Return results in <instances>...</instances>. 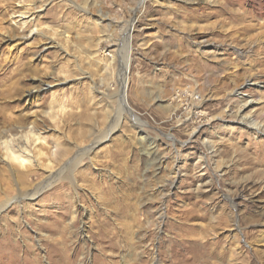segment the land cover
<instances>
[{"label":"rangeland","instance_id":"374dc122","mask_svg":"<svg viewBox=\"0 0 264 264\" xmlns=\"http://www.w3.org/2000/svg\"><path fill=\"white\" fill-rule=\"evenodd\" d=\"M140 1L0 0V264H264V0Z\"/></svg>","mask_w":264,"mask_h":264},{"label":"bare ground","instance_id":"6f19581e","mask_svg":"<svg viewBox=\"0 0 264 264\" xmlns=\"http://www.w3.org/2000/svg\"><path fill=\"white\" fill-rule=\"evenodd\" d=\"M146 1H148V0H141L139 3H140V6L141 7H143L144 6V4H145V2ZM232 1V0H231ZM239 0H234V2H238ZM240 2V1H239ZM262 2V1H261ZM257 3V2H256ZM250 10V9H249ZM259 11V10H258ZM250 12V11H249ZM20 13V12H19ZM243 14V13H242ZM260 14V13H259ZM264 13H262V15H263ZM238 15V14H237ZM30 16H33V14H30V12H22V13H20V15L18 16V17H20L22 20H24V19H29L30 18ZM248 15H247V13H245L244 14V16L243 17H247ZM241 17V16H240ZM243 17H241V19L243 18ZM244 22V21H243ZM24 24H26V22H24ZM135 29V22L133 23V21H132V23H130V25L128 26V27H126L125 28V30H124V38H123V51H122V53H124L125 52V50L128 48L129 49V47H130V44H131V39H132V30H134ZM37 32V30L36 29H34L32 32H31V34H33L34 32ZM124 57V56H123ZM130 62H131V60L129 59V60H125L124 62H123V65H122V68H121V70H120V74H119V81H120V84H121V93H122V103L124 104V105H127V106H125V107H129L130 109H131V107L129 106V102H128V99H127V95H126V91H127V85H126V82H127V80H128V77H129V71H130ZM45 85H48V84H45ZM253 86H256L257 84L255 83V84H252ZM49 86V85H48ZM51 87H53V86H51ZM41 88V87H40ZM29 96L31 97V96H33L31 93L29 94ZM110 99V98H109ZM158 100V99H157ZM243 102H244V105L242 106V108H249V106H251V104H256L257 103V100H255V99H253V100H249V99H246V100H243ZM131 111H133L132 109H131ZM124 112H125V110H124ZM133 113V112H132ZM240 120H241V122H243L244 124H246V125H248V126H250V127H252L255 131H258L259 133H261V134H264V127L262 126V124L260 123V122H257L256 120H254V119H248V117H241L240 116ZM120 122L121 121H117L116 122V126H115V129H117L119 126H120ZM135 122H136V124L138 125L139 124V121L137 122V119H135ZM179 122H180V120H179ZM140 126H142V125H140ZM30 132H32V131H30ZM35 133V132H34ZM27 137V136H26ZM34 137H35V141H36V143L37 142H39V141H41V136H39V135H34ZM20 138H22V137H20ZM106 138V137H105ZM23 139V138H22ZM17 140V139H16ZM20 142V141H19ZM25 142V141H24ZM185 144V142H181V145H184ZM25 145V144H24ZM24 145H22V146H20V144H19V146H16L17 147V153H18V155L14 158L13 157V155L9 152V150L8 149H6V158H4V161H6V163H12V162H17L21 167H26L27 166V164H28V162H30V161H27V155H29L30 154V152H29V149L27 148L28 146H24ZM27 145V144H26ZM97 145V144H96ZM153 145V144H152ZM6 148V147H5ZM94 149V147H92V148H90L89 150H86V154H89L92 150ZM83 153V152H82ZM37 155H39V156H42L43 155V153L41 152V150L38 152V154ZM79 155H77V157L76 158H74L73 160H71L70 161V164H69V166H67V170L68 169H70L71 170V168H75L76 167V165L78 164V162H79ZM76 159V160H75ZM0 160H1V157H0ZM2 161H3V159H2ZM72 171V170H71ZM64 172H67L66 170H64ZM69 172V171H68ZM61 173H63V172H61ZM29 174H30V172H27V173H24V172H20L19 173V179H20V181L22 182H24L26 179H27V177L29 176ZM71 174V173H70ZM58 179H60V174H58V175H54L53 177H49V179L45 182V185H43L42 187H39V188H37L36 190H34V192H32L31 194L29 193V194H27V195H25L24 194V196L23 197H25V198H27V197H30V198H34L37 194H39L40 192H42L44 189H46L47 187H49V186H52L54 183H56L57 182V180ZM22 182V183H23ZM22 191V190H21ZM20 191V192H21ZM20 198V197H19ZM18 200V199H17ZM9 203H10V201H7V202H4V203H2V205L0 206V213L2 212V211H4V209H6L7 207H8V205H9ZM84 223V222H83ZM85 227V226H84ZM84 229V228H83Z\"/></svg>","mask_w":264,"mask_h":264}]
</instances>
